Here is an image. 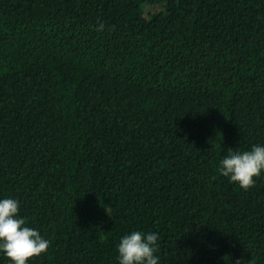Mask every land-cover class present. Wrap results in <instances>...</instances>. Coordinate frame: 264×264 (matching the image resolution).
I'll return each instance as SVG.
<instances>
[{
  "label": "trees",
  "instance_id": "16d2710c",
  "mask_svg": "<svg viewBox=\"0 0 264 264\" xmlns=\"http://www.w3.org/2000/svg\"><path fill=\"white\" fill-rule=\"evenodd\" d=\"M258 142L264 0H0V197L50 242L29 264H118L133 229L160 264H264V174L216 167Z\"/></svg>",
  "mask_w": 264,
  "mask_h": 264
},
{
  "label": "clouds",
  "instance_id": "9594fccd",
  "mask_svg": "<svg viewBox=\"0 0 264 264\" xmlns=\"http://www.w3.org/2000/svg\"><path fill=\"white\" fill-rule=\"evenodd\" d=\"M104 26L101 21L96 30L102 31ZM216 167L219 175L247 190L255 184V177L264 174V143H253L239 150L227 147ZM158 239L155 231L133 229L125 233L116 245L118 264H160ZM49 243L20 214L19 199L0 197V254L9 264H29L30 258L47 251Z\"/></svg>",
  "mask_w": 264,
  "mask_h": 264
}]
</instances>
